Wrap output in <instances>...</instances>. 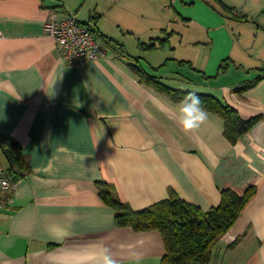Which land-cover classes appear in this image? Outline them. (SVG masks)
<instances>
[{
    "label": "crops",
    "instance_id": "0c3cea01",
    "mask_svg": "<svg viewBox=\"0 0 264 264\" xmlns=\"http://www.w3.org/2000/svg\"><path fill=\"white\" fill-rule=\"evenodd\" d=\"M53 9L93 25L103 55L63 60L42 32ZM263 63L264 0H0V136L28 164L21 175L0 146L16 180L2 193L0 264H99L86 258L99 246L118 264H159V231L117 226L107 184L136 210L170 192L207 209L221 189L253 184L207 264H264ZM134 66L256 119L234 142L209 110L182 129L181 97L139 82Z\"/></svg>",
    "mask_w": 264,
    "mask_h": 264
},
{
    "label": "trees",
    "instance_id": "16d2710c",
    "mask_svg": "<svg viewBox=\"0 0 264 264\" xmlns=\"http://www.w3.org/2000/svg\"><path fill=\"white\" fill-rule=\"evenodd\" d=\"M93 31L95 33L94 27ZM159 39L162 43L165 38ZM151 45L152 42L144 45V48H151ZM134 70L139 82H144L172 97L179 98L187 93L180 91L177 95L175 90L164 86L154 75L145 74L137 66H134ZM196 94L201 97L207 110L220 116L223 121V134L230 142H234L256 119V117L241 119L234 108L212 95ZM0 146H7L12 151L13 165L10 167L16 168L24 175L28 170V164L18 144L0 136ZM107 186L100 189L99 195L115 210L114 221L117 226L126 225L134 230L159 231L164 246L159 264H207L212 246L232 224L255 191L253 184L248 185L241 193L223 188L220 190L217 205L207 209L186 202L170 192L167 197L136 210L127 202L115 197L112 186L109 184Z\"/></svg>",
    "mask_w": 264,
    "mask_h": 264
},
{
    "label": "built area",
    "instance_id": "2783aa9c",
    "mask_svg": "<svg viewBox=\"0 0 264 264\" xmlns=\"http://www.w3.org/2000/svg\"><path fill=\"white\" fill-rule=\"evenodd\" d=\"M42 32L51 36L61 58L65 61H82L98 59L103 50L98 46L93 26L78 21L71 13L50 10L42 22ZM264 72V63L262 65ZM13 180L5 171L0 161V208L10 200V194H2L4 190L14 189Z\"/></svg>",
    "mask_w": 264,
    "mask_h": 264
},
{
    "label": "clouds",
    "instance_id": "9594fccd",
    "mask_svg": "<svg viewBox=\"0 0 264 264\" xmlns=\"http://www.w3.org/2000/svg\"><path fill=\"white\" fill-rule=\"evenodd\" d=\"M174 105V111L177 113V120L182 129L198 128L208 118V111L201 97L195 92L185 93L174 102ZM86 258H98L99 264H118L103 246H99L97 252L87 254Z\"/></svg>",
    "mask_w": 264,
    "mask_h": 264
},
{
    "label": "water",
    "instance_id": "95a60500",
    "mask_svg": "<svg viewBox=\"0 0 264 264\" xmlns=\"http://www.w3.org/2000/svg\"><path fill=\"white\" fill-rule=\"evenodd\" d=\"M2 153L5 156V158L8 162V165L12 166L13 165V153H12V151L7 146H4L2 148Z\"/></svg>",
    "mask_w": 264,
    "mask_h": 264
},
{
    "label": "rangeland",
    "instance_id": "374dc122",
    "mask_svg": "<svg viewBox=\"0 0 264 264\" xmlns=\"http://www.w3.org/2000/svg\"><path fill=\"white\" fill-rule=\"evenodd\" d=\"M261 72L264 74L262 67H261Z\"/></svg>",
    "mask_w": 264,
    "mask_h": 264
}]
</instances>
